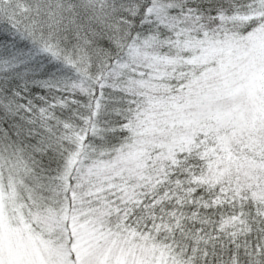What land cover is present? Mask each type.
I'll return each mask as SVG.
<instances>
[{
    "label": "snow or ice",
    "instance_id": "snow-or-ice-1",
    "mask_svg": "<svg viewBox=\"0 0 264 264\" xmlns=\"http://www.w3.org/2000/svg\"><path fill=\"white\" fill-rule=\"evenodd\" d=\"M0 264H264V0H0Z\"/></svg>",
    "mask_w": 264,
    "mask_h": 264
}]
</instances>
